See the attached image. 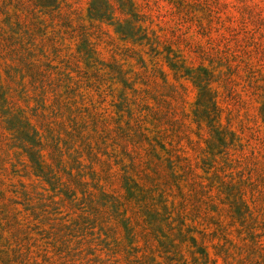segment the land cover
Returning <instances> with one entry per match:
<instances>
[{
	"label": "rangeland",
	"instance_id": "obj_1",
	"mask_svg": "<svg viewBox=\"0 0 264 264\" xmlns=\"http://www.w3.org/2000/svg\"><path fill=\"white\" fill-rule=\"evenodd\" d=\"M43 1L0 0V264H264V0Z\"/></svg>",
	"mask_w": 264,
	"mask_h": 264
},
{
	"label": "trees",
	"instance_id": "obj_2",
	"mask_svg": "<svg viewBox=\"0 0 264 264\" xmlns=\"http://www.w3.org/2000/svg\"><path fill=\"white\" fill-rule=\"evenodd\" d=\"M46 2H50L48 4H51V2H56V0H44L43 3L47 4ZM113 8V5H111L109 0H92L91 5V14L93 17L96 18H104L106 16V9ZM119 33H121L123 36L122 38H132L133 34L132 31H123V29H117ZM129 32V33H128ZM132 36V37H129ZM177 65L171 64V68L175 71V77H178V73L181 72V69L179 67H175ZM163 74V79L165 78V74ZM195 78V80H194ZM193 83L194 85L199 89V100L197 102L199 109H202V113H198L199 117L197 118V122L199 126L201 127V120L200 117H203L204 120H208L210 126H212L213 130L216 133V137L219 139L221 143H225V137L224 134L228 132V130L221 129V123H219V106L217 104L215 96L212 94L211 90V83L212 78L208 74L206 77L204 75H194L193 77ZM155 149V148H154ZM172 166V165H170Z\"/></svg>",
	"mask_w": 264,
	"mask_h": 264
}]
</instances>
